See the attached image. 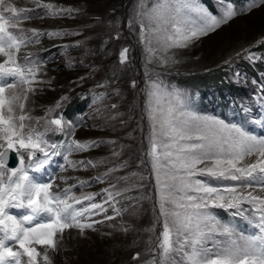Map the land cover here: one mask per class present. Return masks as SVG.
<instances>
[{"label":"rangeland","instance_id":"obj_1","mask_svg":"<svg viewBox=\"0 0 264 264\" xmlns=\"http://www.w3.org/2000/svg\"><path fill=\"white\" fill-rule=\"evenodd\" d=\"M6 2L30 9L21 15L33 18L22 21L20 28L36 29L39 33L40 43L22 48L18 56L21 63L26 53L44 62L37 75L44 82L34 85L36 92L29 94L27 109H31L33 117H45L52 108L47 120L62 116L75 125L74 134L67 137L48 133L52 142L70 144L76 140L88 145L87 150L69 156L78 170L68 167L61 172L59 166L65 163L61 155L53 157L47 172L57 177L59 189L86 181L83 190L77 186L73 192L76 196L98 193L97 203L106 199L103 189L119 190L123 195L116 197L120 201L116 207L126 209L114 220L86 229L83 235L76 229L66 230L57 250H49L52 264H145L152 258L149 240L155 242L164 220L159 215L157 174L153 171L152 157L147 155L152 131L145 108L148 92L156 82L163 92L178 94L177 106L181 111L235 123L252 135L264 137V126L252 122L264 120V0H193L218 19L229 5L236 15L187 47L170 49L168 55L175 63H162L157 58L164 56L161 52L149 63L147 41H141L140 22L147 28L148 20L137 13L149 11L157 0H143L142 9L141 0H41V4L53 5L52 12L56 15L38 7L35 0ZM10 31L18 33L19 29ZM146 34L152 39L151 46L157 47L155 36ZM25 35L31 37L32 33L26 31ZM124 48L129 50L128 58L121 64L119 57ZM3 59L0 57V62ZM214 70L221 75L219 84L204 91H192L174 81L179 76ZM70 100L77 103L73 117L64 109ZM245 108L247 112L243 111ZM27 123L35 125L34 120ZM43 126L41 120L38 127L42 130ZM60 151L64 153L66 146ZM82 161L85 166H80ZM166 171L160 169L161 183L166 181ZM60 177L66 178L67 184ZM192 179L220 188L237 183L206 175ZM111 185H116V189ZM104 207L107 215H115L109 205ZM241 208L250 205L244 203ZM210 211L246 233L253 231L243 217L230 215L235 209L214 207ZM12 212L18 214L17 210ZM104 215L93 216L92 220H101ZM122 227L127 231L120 230ZM153 228L154 231H146ZM37 248L43 251L40 246ZM137 254L139 259L133 260ZM38 259L43 264L42 258Z\"/></svg>","mask_w":264,"mask_h":264},{"label":"snow or ice","instance_id":"obj_2","mask_svg":"<svg viewBox=\"0 0 264 264\" xmlns=\"http://www.w3.org/2000/svg\"><path fill=\"white\" fill-rule=\"evenodd\" d=\"M35 2L56 15L53 5ZM143 7L141 0L139 8ZM29 11L0 0V57L4 58L0 62V264H40L38 258L43 264H52L49 250H57L66 230L76 229L83 235L86 229H94V225L114 220L126 211L116 207L120 203L116 197L123 195L119 190L103 189L106 199L97 203L98 193L76 196L73 192L77 186L83 190L86 181L59 189L57 177L47 172L53 157L61 155L65 161L59 166L61 172L68 167L78 170L69 156L87 150L88 145L76 140L70 144L52 142L48 133L67 137L74 134L75 125L62 116L47 120L52 108L45 117H33L31 109H27L29 94L36 92L34 85L44 82L37 79L42 60L26 53L23 63L18 62L22 48L40 43L38 30L20 28L22 21L33 18L21 15ZM141 14L148 20L147 28L140 22V37L142 42L147 41L149 63L157 52L164 54L157 57L162 63H175L168 55L170 49L187 47L236 15L229 5L218 19L193 0H157L149 11L137 13ZM26 31L32 36H26ZM146 33L155 36L157 47L151 46L152 39ZM128 51L121 50V64L127 60ZM178 102V94L165 93L153 82L145 105L152 129L147 155L152 157L157 174L159 215L164 220L155 242L149 240L152 258L145 264H264V195L259 194L264 193V137L252 135L235 123L181 111ZM33 120L35 125L27 123ZM41 120L42 130L38 127ZM252 122L264 126V120ZM65 146L62 153L60 149ZM10 153H15L16 166H8ZM251 157L255 159L249 161ZM87 163L96 166L91 161ZM80 166H85V162H80ZM161 168L167 170L164 183L159 178ZM198 175L237 183L220 188L192 179ZM59 179L67 184L66 178ZM111 188L116 189V185ZM244 203L250 208H241ZM105 204L115 215L106 214ZM214 207L235 209L230 215L243 217L253 231L246 233L235 224L222 221L210 211ZM102 213L103 219L92 220ZM120 230L127 231L123 227ZM132 259L138 260L139 254Z\"/></svg>","mask_w":264,"mask_h":264},{"label":"trees","instance_id":"obj_3","mask_svg":"<svg viewBox=\"0 0 264 264\" xmlns=\"http://www.w3.org/2000/svg\"><path fill=\"white\" fill-rule=\"evenodd\" d=\"M221 75L214 71L204 72L201 74H191L185 76H179L174 79L177 84L183 85L192 91H204L206 88H210L214 84H219ZM65 111L73 117L75 110L77 109V103L74 100H70L65 106Z\"/></svg>","mask_w":264,"mask_h":264},{"label":"water","instance_id":"obj_4","mask_svg":"<svg viewBox=\"0 0 264 264\" xmlns=\"http://www.w3.org/2000/svg\"><path fill=\"white\" fill-rule=\"evenodd\" d=\"M18 160L15 159V153L9 154L8 166H16Z\"/></svg>","mask_w":264,"mask_h":264}]
</instances>
